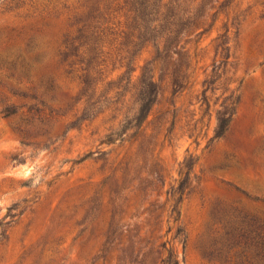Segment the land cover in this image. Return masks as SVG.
I'll list each match as a JSON object with an SVG mask.
<instances>
[{
	"label": "rangeland",
	"instance_id": "1",
	"mask_svg": "<svg viewBox=\"0 0 264 264\" xmlns=\"http://www.w3.org/2000/svg\"><path fill=\"white\" fill-rule=\"evenodd\" d=\"M55 1L48 21L62 29L76 3ZM8 2L0 0V78L13 61L32 64L39 73L46 65L35 64L34 55L24 47H14L15 32L27 23L26 10H12ZM202 13L207 31L199 36L195 35L200 30L191 32L182 42L187 67L182 89L173 94L169 79L157 80L155 100L142 126L148 129L160 116L174 124L168 134L162 128L152 141V153L146 154L162 169L163 185L157 191L118 192L103 185L123 159L134 158L135 145L127 137L101 143L105 131L100 118L65 129L63 125L79 115L81 102L63 117L61 129L66 134L47 150L22 144L0 118V264H162L168 252L179 264H217L205 260L194 246L211 202L241 197L234 188L264 200V166L258 172L214 168L239 133L252 128L253 141L264 136V0H209ZM111 22L117 25L122 18ZM113 47L105 40L103 51L109 54L104 56L100 88L121 80L136 83L152 57L143 51L128 68L121 67ZM157 73L153 68L146 77L156 80ZM53 75L59 84L54 104L64 106L67 98L79 94L78 81L59 69ZM239 82L240 100L230 132L225 140L212 139L216 114L229 108ZM103 152L104 171L99 160ZM262 161L264 165V155ZM188 172L191 192L177 203V184ZM115 196L118 211L122 210L117 217L121 248L134 243L133 256L115 249L103 254V239L97 232L91 234L95 225L83 231L91 208L99 203L102 210H109Z\"/></svg>",
	"mask_w": 264,
	"mask_h": 264
},
{
	"label": "trees",
	"instance_id": "2",
	"mask_svg": "<svg viewBox=\"0 0 264 264\" xmlns=\"http://www.w3.org/2000/svg\"><path fill=\"white\" fill-rule=\"evenodd\" d=\"M8 3L12 10H26L23 19L27 23L15 32L14 47L17 50L24 47L34 55L35 64L46 66L43 71L34 73L32 64L23 61L7 64L0 78V118L22 144L32 143L45 150L68 129L100 118L105 131L101 143L111 144L127 137L126 140L133 139L136 149L134 158L123 159L111 170L103 185L116 188L118 192L126 188L141 194L157 191L159 185H163L162 169L155 160L148 161L146 154L152 153V141L162 128L168 134L174 124L166 116H160L148 129L142 126L155 100L157 80L169 79L173 94L182 89L187 70L182 42L191 32L200 30L195 35L199 36L207 31L202 12L209 0H75L76 6L72 7L62 29L48 21L50 10L57 3L55 0H9ZM60 4L68 9L66 4ZM116 18H122V22L112 23ZM235 35L237 37L238 31ZM105 40L110 46L114 45L121 67L128 68L143 51L152 54L136 83L121 80L109 83L106 89L99 87L104 56L109 54L103 51ZM153 68L158 70L156 80L153 76L146 77ZM58 69L66 78L76 79L79 87V94L67 98L64 106L54 104L59 84L53 73ZM240 86L241 82L231 92L229 108L217 112L212 139L225 140L230 132L240 100ZM256 97L254 94L252 102ZM79 102L83 104L79 115L63 125V117ZM62 125L67 130L62 131ZM253 138L252 128L239 133L214 168L261 170L264 136L254 141ZM100 155V169L104 171L107 154ZM185 166L191 169V164ZM191 189L188 172L177 184V203L182 201L185 192L189 195ZM234 191L241 197L215 198L211 202L197 234L195 249L211 263L264 264V200L237 188ZM117 200L116 196L111 199L109 210H102L99 203L94 205L87 221L84 220L87 227L83 231L95 225L91 234L97 232L103 239V254L115 249L133 256L134 243L121 248L122 226L117 217L122 210L118 211ZM161 263L179 264L170 252Z\"/></svg>",
	"mask_w": 264,
	"mask_h": 264
}]
</instances>
